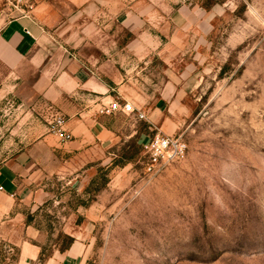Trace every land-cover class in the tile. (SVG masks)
Masks as SVG:
<instances>
[{
    "label": "rangeland",
    "instance_id": "1",
    "mask_svg": "<svg viewBox=\"0 0 264 264\" xmlns=\"http://www.w3.org/2000/svg\"><path fill=\"white\" fill-rule=\"evenodd\" d=\"M93 1L0 0V29L42 4L49 25L79 23ZM179 3L198 8L183 30L127 18L131 3L97 23L107 58L122 49L129 98L116 99L136 111L116 112L111 147L61 148L37 176L24 210L46 258L78 236L88 264H264V0ZM36 76L0 64V163L49 132ZM158 132L188 153L149 177L143 144ZM16 257L0 242V260Z\"/></svg>",
    "mask_w": 264,
    "mask_h": 264
},
{
    "label": "crops",
    "instance_id": "2",
    "mask_svg": "<svg viewBox=\"0 0 264 264\" xmlns=\"http://www.w3.org/2000/svg\"><path fill=\"white\" fill-rule=\"evenodd\" d=\"M125 3H131L125 12L127 18L160 25L164 22L176 30L188 28L193 14L198 13L197 6L179 0H98L82 6L81 22L68 19L51 26L48 23H55L54 16L48 17L47 9L51 8L52 13L54 8L42 4L34 15H20L0 29V64L15 71L29 67L37 72L34 89L66 115V126L73 134L72 140L63 142L47 132L0 163V242L17 250L15 259L6 258L0 264H39L42 247L32 235L34 228L27 224L24 208L27 200L37 194L32 189L37 176L53 166L60 149L91 145L107 148L114 144L116 112L104 114L100 109L118 94L129 98L122 94V49L119 47L114 56L107 58L108 48L97 42L100 32L96 30H102L97 23L100 25L107 8L120 9ZM95 41L100 49L91 47ZM74 238L68 248L55 251L44 264H88L87 245L80 237Z\"/></svg>",
    "mask_w": 264,
    "mask_h": 264
},
{
    "label": "built area",
    "instance_id": "3",
    "mask_svg": "<svg viewBox=\"0 0 264 264\" xmlns=\"http://www.w3.org/2000/svg\"><path fill=\"white\" fill-rule=\"evenodd\" d=\"M46 107L49 115V132L57 135L63 142L72 140L73 134L66 126L67 119L65 115L52 105H47ZM135 111L136 108L131 102H120L118 99H114L108 106L100 109V112L104 114L115 112L132 113ZM139 117L145 118L146 115L140 112ZM187 153L188 143L183 137L158 132L153 137L148 138L143 144L145 172L149 177H154L171 164L184 159Z\"/></svg>",
    "mask_w": 264,
    "mask_h": 264
},
{
    "label": "trees",
    "instance_id": "4",
    "mask_svg": "<svg viewBox=\"0 0 264 264\" xmlns=\"http://www.w3.org/2000/svg\"><path fill=\"white\" fill-rule=\"evenodd\" d=\"M73 241H74V239L72 240V242ZM46 259L47 258L45 257L44 253L42 252L41 255H40V258H39V264H44V262L46 261Z\"/></svg>",
    "mask_w": 264,
    "mask_h": 264
}]
</instances>
